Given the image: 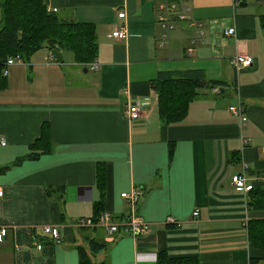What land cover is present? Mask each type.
<instances>
[{"label":"crops","instance_id":"1","mask_svg":"<svg viewBox=\"0 0 264 264\" xmlns=\"http://www.w3.org/2000/svg\"><path fill=\"white\" fill-rule=\"evenodd\" d=\"M163 1L43 0L60 19L93 25L96 69L73 62L69 50L50 58L46 48L5 67L0 264H78L77 249L88 255L91 239L104 247L88 255L90 264L260 258L244 224L264 219V209L248 207L230 179L246 165L247 185L264 202V0H179L185 19L169 14L174 27L166 31L158 19ZM120 25L125 37H109ZM227 26L233 35L224 36ZM236 55L251 64L234 68ZM178 70L222 84L196 90L184 117L162 125L151 82L158 71ZM132 104L134 119L126 114ZM131 191L138 194L132 206L120 197ZM97 212L114 222L132 215L149 231L134 239L76 226ZM44 227L56 229L57 242Z\"/></svg>","mask_w":264,"mask_h":264},{"label":"trees","instance_id":"2","mask_svg":"<svg viewBox=\"0 0 264 264\" xmlns=\"http://www.w3.org/2000/svg\"><path fill=\"white\" fill-rule=\"evenodd\" d=\"M259 23L264 30V6L259 15ZM93 30V25L87 21L60 19L53 11L44 8L43 0H0V90L5 87L2 69L6 58L17 57L25 61L33 51L46 48L50 52L52 49L69 50L72 52L73 62L82 65L91 62L95 55ZM221 84V81L206 78L199 70L158 71L151 86L156 94L159 123L168 125L179 122L186 113L184 110L188 102L197 94L196 90ZM47 150L48 145L42 151ZM168 153L171 154L170 149ZM34 156L32 154L30 158ZM260 196L261 191L252 193L249 190L245 204L255 210L264 209ZM98 214L99 212L92 218ZM244 231L246 242L260 255L258 260L251 258L249 264H264V219L246 222ZM86 246L89 256L95 255L104 247L92 239ZM77 251L78 264H90L88 255L80 248ZM165 264L198 263L195 259L187 258L166 259Z\"/></svg>","mask_w":264,"mask_h":264},{"label":"built area","instance_id":"3","mask_svg":"<svg viewBox=\"0 0 264 264\" xmlns=\"http://www.w3.org/2000/svg\"><path fill=\"white\" fill-rule=\"evenodd\" d=\"M158 9L161 10V14L158 15V19L161 22V25L163 29L166 31L167 29H170L174 27V23L171 22L168 18L169 14L174 15L176 17V20L180 19H185V17L182 16L183 10L181 5L179 4V0H174V1H163L159 3ZM124 16L123 11H118L116 17L117 18H122ZM191 26H196L195 21L190 22ZM198 34H201V30L197 31ZM222 33L224 36H231L234 33V29H232L231 26H227L222 30ZM126 35L124 31V26L120 25L110 31L109 37H115V39H122ZM198 37L194 35V38L191 40V43H195L197 41ZM53 55L50 54V58ZM20 60L17 57H10L6 58L4 61V68L2 69V75L5 74V67L12 63L13 61ZM232 65L234 68L237 67H245L251 64V58L250 56H245V55H236L232 59ZM90 69H96V63L95 61L88 62ZM138 105L132 104L127 107L126 114L128 115L129 118L134 119L139 116L138 113ZM228 110L230 112L237 114L240 113V109H237L233 106H229ZM242 121V119H240ZM247 170L246 165L241 166V170L236 174L233 175L231 178V187L233 190L237 192H242L243 194H247L250 190V186L247 185V180L244 177V172ZM2 190L0 189V196H1ZM120 197L127 200L128 204L131 206L134 205L135 201L138 200V194L135 191L129 192V194H120ZM196 212H192L191 216L195 217ZM166 223L172 222L169 218H166ZM76 226L78 228H95V227H102L106 235H112V234H120L121 236H129L131 238H137L140 236L145 235L149 231V225L137 217H134L132 215H128L125 220L121 222H114L110 219L109 214L106 212H100L98 215H96L93 218H85V219H78L76 221ZM4 229H0V242L2 241L1 239L4 236ZM42 233L49 238H51L53 241L57 242L59 238H57V232L55 228H50V227H44L42 229ZM35 248H38V246H35Z\"/></svg>","mask_w":264,"mask_h":264},{"label":"water","instance_id":"4","mask_svg":"<svg viewBox=\"0 0 264 264\" xmlns=\"http://www.w3.org/2000/svg\"><path fill=\"white\" fill-rule=\"evenodd\" d=\"M51 54L56 57V59L59 58L58 52L55 49L51 50Z\"/></svg>","mask_w":264,"mask_h":264},{"label":"rangeland","instance_id":"5","mask_svg":"<svg viewBox=\"0 0 264 264\" xmlns=\"http://www.w3.org/2000/svg\"><path fill=\"white\" fill-rule=\"evenodd\" d=\"M231 178H232V176H231ZM230 183H231V179H230ZM231 185V184H230Z\"/></svg>","mask_w":264,"mask_h":264}]
</instances>
